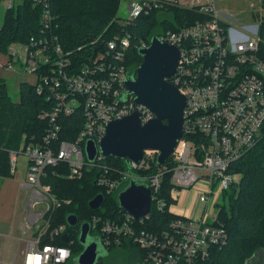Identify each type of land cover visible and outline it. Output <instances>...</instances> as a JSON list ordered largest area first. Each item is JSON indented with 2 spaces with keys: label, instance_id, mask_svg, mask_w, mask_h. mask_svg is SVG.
<instances>
[{
  "label": "built area",
  "instance_id": "obj_1",
  "mask_svg": "<svg viewBox=\"0 0 264 264\" xmlns=\"http://www.w3.org/2000/svg\"><path fill=\"white\" fill-rule=\"evenodd\" d=\"M31 1L41 8L39 33L22 44L24 65H20L36 76L39 90L42 85L48 88L56 105L47 115L51 123L48 132L39 141L23 142L19 152H9L11 174L15 173L18 154L27 157L25 186L35 193L37 203L44 205L33 217L32 224L38 223L26 243L22 264H68L72 241L66 225L52 226L51 217L59 203L49 186L41 184L47 176L46 169L62 165L67 167L69 177H80L85 165L98 167L106 159L98 154L94 162L86 161L84 146L89 140L98 144L108 122L138 111L143 125L154 115L135 104L134 96L127 93L124 83L131 74L126 66L112 67L110 61L97 56L91 64L75 68L54 33L56 24L49 9L50 0ZM168 6L194 10L202 16L187 27L157 37L179 51L178 65L169 81L186 99L183 135L171 156L175 167L170 196L176 202L180 192L191 190L199 180L205 181L206 191H197L198 202L204 205L202 215L198 221L177 215L172 211L174 204L167 207L158 198L160 171L151 177L125 174L123 180L131 177L150 189L151 208L167 209L177 219L167 231L155 236L137 232L134 227L137 221L148 218L150 212L139 220L125 213L115 220L94 216L89 223L90 233L104 248L128 240L148 248V258L153 264H202L227 241L225 227L213 224L217 199L240 182V175L227 172V166L253 148L264 132V61L258 55V31L264 15L258 22L249 20L240 24L227 16L226 20L216 8V0H129L122 23H131L138 16ZM14 7V1L7 3V9ZM147 46L141 42L139 47ZM128 47L127 33L108 42L118 61L125 60ZM9 51L5 66L11 69L20 57L10 47ZM14 57L18 60L13 61ZM78 106L85 111L80 132L74 142L59 141L58 118L70 115ZM151 153L156 155L146 151L138 164L129 162L131 169L146 167ZM119 182L103 174L97 180L107 193L115 190ZM65 236L66 242L62 239ZM58 238L68 245L55 244Z\"/></svg>",
  "mask_w": 264,
  "mask_h": 264
},
{
  "label": "trees",
  "instance_id": "obj_2",
  "mask_svg": "<svg viewBox=\"0 0 264 264\" xmlns=\"http://www.w3.org/2000/svg\"><path fill=\"white\" fill-rule=\"evenodd\" d=\"M120 1L50 0L49 9L56 24L54 33L75 68L89 65L92 59L100 56L110 61L112 67L126 66L133 74L142 62L138 53L141 42L149 44L153 37H159L167 31H178L202 18L194 10L168 6L162 11L141 15L131 23L123 24L117 15ZM261 8L264 10V0H261ZM40 15L41 8L31 0H22L16 7L7 9L0 27V54L6 55L12 44H24L32 35H37ZM124 33L129 36V47L125 52V60L118 61L113 57V51L109 50L108 42ZM258 36V55L264 61V19L259 26ZM18 93V102H13L4 80L0 78V178L13 176L9 152H19L22 143L30 139L39 141L51 127L47 115L55 110L56 104L49 97L50 92L45 85L39 90L36 83L22 82ZM84 120L82 106L75 108L68 116H60L57 120L60 126L58 140L74 142ZM155 157L147 159L146 167L136 169H131L126 159L107 157L101 166L85 165L81 176L73 178L68 176L66 166L57 165L46 169L47 176L41 180V184L49 186L51 194L59 203L51 217L52 226L66 225L72 241V257L68 264H74V259L83 250L78 240L81 223H90L94 216L115 220L123 215L117 197L133 180L132 176L151 177L160 171L162 176L156 195L165 201L167 207L175 204L170 196V180L175 164L169 157L164 165H157ZM227 172L239 174L240 182L223 192L225 203L219 206L213 223L225 227L227 241L224 246L214 249L211 257L202 264H253L251 259L256 250L264 252V132L253 148L227 166ZM102 174L110 179H118V187L107 193L105 187L97 183ZM125 174L131 177L123 180ZM98 194L104 197V202L98 211H92L88 203ZM69 215L76 217L75 226L66 223ZM175 219L176 215L167 209L157 211L152 207L148 218L140 223L137 221L134 227L137 232L160 236ZM54 242L60 246L68 245L61 238ZM104 249L109 253L118 249L132 252L139 258L138 264H153L148 258L150 250L130 240ZM107 260L106 257H100L95 264H109Z\"/></svg>",
  "mask_w": 264,
  "mask_h": 264
},
{
  "label": "water",
  "instance_id": "obj_3",
  "mask_svg": "<svg viewBox=\"0 0 264 264\" xmlns=\"http://www.w3.org/2000/svg\"><path fill=\"white\" fill-rule=\"evenodd\" d=\"M138 53L142 62L135 73L127 77L124 86L127 93L134 96L133 102L147 109L154 118L142 125L141 114L135 111L108 122L98 144L90 140L85 143L84 153L90 163L100 154L104 158L116 157L138 164L144 152L152 151L156 154V164L161 166L172 156L182 138V112L186 99L168 82L178 65V49L153 37L148 46L140 48ZM117 200L122 212L135 220L144 218L150 212V189L136 180L130 181L119 192ZM103 202L104 197L98 194L89 201L88 207L98 211ZM66 223L75 226L77 219L69 215ZM89 235L90 224L81 223L78 240L83 250L74 259V264H95L102 257L100 240ZM62 239L67 241L66 236Z\"/></svg>",
  "mask_w": 264,
  "mask_h": 264
},
{
  "label": "rangeland",
  "instance_id": "obj_4",
  "mask_svg": "<svg viewBox=\"0 0 264 264\" xmlns=\"http://www.w3.org/2000/svg\"><path fill=\"white\" fill-rule=\"evenodd\" d=\"M14 1L15 6L22 0H0V27L3 24L4 15L7 10V3ZM129 0H121L117 15L122 20L127 16L126 6ZM216 8L221 15L230 17L231 21L244 24L249 20H256L263 17L264 10L261 8V0H216ZM229 22V21H228ZM23 45L15 43L10 46V50L18 53L19 61L11 69L6 68L10 51L0 54V78L4 80L7 92L13 102H18V87L22 82L28 84L36 83V76L25 70L24 58L21 56ZM18 60L14 57L12 60ZM22 64V65H20ZM154 157L150 154L147 159ZM27 173V157L18 154L17 167L15 173L10 178H0V264H22L26 243L33 235V217L43 209L42 203H37L35 193L25 186ZM207 183L199 180L191 189L192 192L206 191ZM225 193L217 199L214 205L213 216L219 211V206L225 203ZM185 208L193 210V219L198 221L204 209L203 204H193V193L188 196ZM90 236V235H89ZM92 236V235H91ZM101 247V246H100ZM102 257H106L109 264H138L139 258L132 252L114 250L110 253L101 247ZM251 262L253 264H263L264 252L256 250Z\"/></svg>",
  "mask_w": 264,
  "mask_h": 264
},
{
  "label": "crops",
  "instance_id": "obj_5",
  "mask_svg": "<svg viewBox=\"0 0 264 264\" xmlns=\"http://www.w3.org/2000/svg\"><path fill=\"white\" fill-rule=\"evenodd\" d=\"M193 193V204L198 203V195L197 192L189 191H183L180 192L178 197L176 198L175 204L172 206V211L177 214L181 215L187 218L193 219V210H189V208H185L186 200L188 199V196H190Z\"/></svg>",
  "mask_w": 264,
  "mask_h": 264
},
{
  "label": "flooded vegetation",
  "instance_id": "obj_6",
  "mask_svg": "<svg viewBox=\"0 0 264 264\" xmlns=\"http://www.w3.org/2000/svg\"><path fill=\"white\" fill-rule=\"evenodd\" d=\"M168 82L170 83L169 79H168Z\"/></svg>",
  "mask_w": 264,
  "mask_h": 264
}]
</instances>
